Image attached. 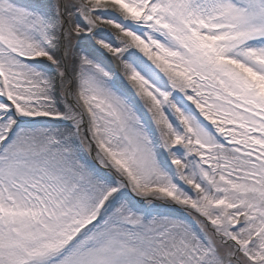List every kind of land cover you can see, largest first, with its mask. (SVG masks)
<instances>
[{"label":"snow or ice","instance_id":"snow-or-ice-1","mask_svg":"<svg viewBox=\"0 0 264 264\" xmlns=\"http://www.w3.org/2000/svg\"><path fill=\"white\" fill-rule=\"evenodd\" d=\"M0 264H264V0H0Z\"/></svg>","mask_w":264,"mask_h":264}]
</instances>
